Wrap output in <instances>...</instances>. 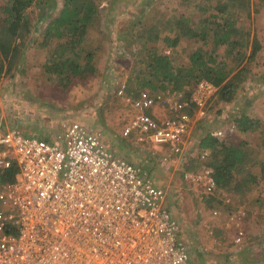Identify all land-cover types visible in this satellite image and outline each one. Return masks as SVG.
<instances>
[{
    "label": "built area",
    "instance_id": "obj_1",
    "mask_svg": "<svg viewBox=\"0 0 264 264\" xmlns=\"http://www.w3.org/2000/svg\"><path fill=\"white\" fill-rule=\"evenodd\" d=\"M125 88L114 89L131 111L123 136L164 147L179 160L196 153L190 137L208 116L217 86L197 81L190 89L197 108L190 113V101L177 99L182 93L142 89L131 98ZM60 128L47 138L0 127V167L18 169L13 180L0 181V264H192L166 190L142 167L108 150L98 130L78 121ZM195 173L184 177L212 193L211 169ZM228 264H264V257Z\"/></svg>",
    "mask_w": 264,
    "mask_h": 264
},
{
    "label": "rangeland",
    "instance_id": "obj_2",
    "mask_svg": "<svg viewBox=\"0 0 264 264\" xmlns=\"http://www.w3.org/2000/svg\"><path fill=\"white\" fill-rule=\"evenodd\" d=\"M55 1L60 6L61 0ZM188 1L190 4L186 6L189 7V11L186 14L197 16L196 6L199 7L201 0ZM248 1L251 2L250 19L246 20L236 12H228L227 15L236 18V23L250 24V36L252 38L253 35L258 39L260 49L251 61L250 68L245 72V77L239 82L233 99L224 102L214 96L208 103V116L196 122L190 140L192 139L193 143L198 142V138L203 133L218 129V125L225 132L228 127L226 124H230L232 119L240 117L241 114L260 120L261 125L247 132L233 131L235 137L243 138L252 147L253 151L248 154L249 164L246 167L251 166V172L255 173L259 171V166L258 164L252 166L251 163L258 161L259 157L264 159V140H262L264 139V0ZM171 2L174 4L177 0H100L99 4L103 9L101 22L87 31V48L91 45L90 48L94 51L93 61L96 70L85 79H76L66 90L53 89L49 82L41 80L36 70L38 55L36 51L34 53V47L30 46L27 50L29 53H26L29 58L24 55L21 61V66L28 67L29 76L16 74L13 78L0 79V127H18L29 134L32 132L48 134L53 128L56 131L52 134H56L63 122L78 121L98 130L106 141L111 142L109 139L112 136L117 137L120 142L115 140L118 144L111 143L118 149L125 150V147H130L131 144L122 143L121 140H124L122 124L131 111L125 101L115 95L114 89L124 82L127 83V88L132 87L128 83L131 77L134 78L133 85L136 86L135 76L141 66L138 63L140 59L138 55L144 54V49L139 36L132 37L136 31L132 34L128 26L133 24L131 21L138 16L139 11L144 9L149 10L144 17L150 13L163 14L166 15L164 21L168 20L171 15ZM255 8L258 10L256 11ZM210 12L211 9H208V13ZM240 12L244 14L243 9ZM41 23L39 31H35L37 34L42 33L45 27V23ZM141 27L137 32H143ZM150 27H155L157 32L155 33ZM143 28L145 34H149L148 38L157 37L158 31L160 32L158 25H148ZM170 28L167 26L162 33L174 34L173 31H169ZM191 42L187 40L176 64L188 65L187 55L190 52ZM168 48L170 47L164 49ZM221 49L223 47L219 48ZM171 53L170 48L168 54ZM221 53L218 52L217 57L224 59ZM227 60L230 65L235 64L234 58L229 56L226 57ZM113 78L115 85L111 84ZM153 79L155 78L151 76L149 80ZM194 84L193 80L183 89L185 90L186 87L191 89ZM175 92L171 90V93L176 95ZM185 92L187 91L180 92L183 95L179 99L187 100ZM218 110L221 112L218 113ZM158 112L163 114V108L158 109ZM192 142L189 145H192ZM139 150L141 154H146L144 157L148 160L152 158V161L142 168L158 186L166 190L167 200L172 195L175 201V210L173 206L171 208L173 213L176 211L179 218L176 217L182 221V235L188 244L192 264H228L236 259L248 262L263 259L264 181L242 190L219 189L214 194H206L204 187L200 184H192L193 181L184 177L185 172L196 174L195 172H202L206 167V159L195 158L197 153L187 161L182 159L172 161L170 158L162 162L165 156L159 152L152 153L150 149L139 148ZM124 155L128 156L127 151ZM148 165H151L150 169H147ZM174 201L172 200L173 204ZM240 230L243 232L238 240Z\"/></svg>",
    "mask_w": 264,
    "mask_h": 264
},
{
    "label": "trees",
    "instance_id": "obj_3",
    "mask_svg": "<svg viewBox=\"0 0 264 264\" xmlns=\"http://www.w3.org/2000/svg\"><path fill=\"white\" fill-rule=\"evenodd\" d=\"M99 3L100 0H61L58 6L55 0H1L0 79L13 78L16 74L27 75L28 67H22L21 61L29 53L27 50L30 46L34 47V53L36 51L38 55L36 70L41 80L49 82L53 89L66 90L76 79L92 75L96 65L91 45L87 48V31L101 22L103 9ZM250 3L248 0H201L199 7L196 6L198 15L194 17L186 14L189 1L177 0L174 4L171 2V15L166 21V15L150 13L152 16L149 14L144 17L149 10H140L128 30L132 34L136 31L132 37L139 36L144 54L138 55L141 66L135 76L136 86L133 85L132 77L128 79L132 87L127 88V83H123L128 96L137 97L144 88L151 89L149 91L152 93H165L170 89L176 91V96L181 91H187L184 95L190 101L191 108L186 111L190 113L197 108V104L190 99L189 87H186L188 90L183 88L193 80L196 83L205 79L217 86L209 102L214 96L224 102L231 101L239 82L245 77V72L260 49V42L253 35L251 38L250 24L236 23V18L229 17L227 13L236 12L246 20L250 19ZM208 9H211L210 13ZM241 9L244 14L240 12ZM41 22L45 23V27L42 33L37 34L35 31H39ZM148 25L160 27L157 37L148 38L149 34H145L143 28ZM167 26L171 27L169 31L174 34L162 33ZM140 27L142 33L137 32ZM150 29L157 32L155 27ZM187 40L192 41L187 55L188 65L180 66L176 62ZM165 47L172 49L171 55L165 52ZM220 47L223 49L219 50ZM220 51L224 59L217 57ZM229 56L234 58L235 64L230 65L226 61ZM26 57L29 58V55ZM244 61L246 63L243 64ZM151 76L155 79L149 80ZM114 82L115 79H111V84L115 85ZM177 99L180 100L178 96ZM226 125L228 127L221 137L206 131L195 143L198 155L207 151L206 166L212 169L217 188L242 190L264 181V159L259 157L260 161L252 162V166L258 164L259 171L251 172V166H246L249 164L247 157L253 151L252 147L243 138L238 139L233 135V131L247 132L261 125L260 120L241 114ZM198 155L195 158L198 159ZM17 170L14 164L9 168L0 167V181L13 180Z\"/></svg>",
    "mask_w": 264,
    "mask_h": 264
},
{
    "label": "crops",
    "instance_id": "obj_4",
    "mask_svg": "<svg viewBox=\"0 0 264 264\" xmlns=\"http://www.w3.org/2000/svg\"><path fill=\"white\" fill-rule=\"evenodd\" d=\"M126 121H127V119H126ZM126 121L122 124L123 125V129H124V127H125V125H126ZM91 128V127H90ZM91 129H93V128H91ZM123 129H122V131H123ZM52 131L49 133L48 132V134H45V133H33L32 132V134H35V135H37V136H39V137H47V138H51L54 134H52L54 131H56V129H51ZM93 130H96V129H93ZM58 132V131H57ZM27 134H29V133H27ZM31 133H30V135H32ZM122 136H123V134H122ZM124 137V140H121V142L122 143H124L125 142V144H126V142L128 143V144H131V146L129 147V146H127V147H125L124 149L125 150H121L120 148L118 149V147L117 146H115L114 144H112L111 142H113V143H117V142H120V140H118L117 139V137H115L114 136V138H113V136L109 139V140H111V142H109L108 140L106 141L105 139L103 140L104 141V143L106 144V147L108 148V150H110V151H112L113 153H115V154H117V155H121V156H123V157H126L127 159H128V157H130L128 160L129 161H131V162H133L134 164H136V165H139L140 167H144L145 168V166L147 165V163L149 162V161H152V158L150 159V160H148L146 157H144V156H146V154L144 155V154H141L140 153V150H139V148L140 149H145V150H147V149H150L151 150V152L152 153H154V152H159L161 155H164L165 157L163 158V161L162 162H165L167 159H172V161H174L173 159H177V160H179L180 158H179V156H174V154L173 155H171V154H168L167 155V153H166V151H165V149H164V147L163 148H160V147H158V146H154V145H147V144H140V143H138V142H136V140L134 139V137H132V136H123ZM115 140L117 141V142H115ZM118 144V143H117ZM195 145V144H194ZM132 146L134 147V148H132ZM197 150H198V148H197ZM126 151H127V153H128V156H125L124 154L126 153ZM206 152V155H207V151H205ZM209 154V153H208ZM198 155V154H197ZM131 156L133 157L132 159H131ZM146 158V159H145ZM190 159V158H189ZM188 159V160H189ZM204 159H206V157H204L202 160H204ZM151 168V165H148V168L147 169H150ZM143 169V168H142ZM204 169H211L210 167H204ZM144 170V169H143ZM145 171V170H144ZM160 171H161V169H160ZM146 172V171H145ZM211 172H212V169H211ZM158 174V173H157ZM212 175V174H211ZM150 177V176H149ZM151 178V177H150ZM152 179V178H151ZM186 181V180H185ZM158 182V181H157ZM186 183H187V181H186ZM192 184H195V183H193V182H191ZM217 190H219L218 188H217V186L215 187V190L212 192V194H214V192H216ZM173 197H172V195H171V197L169 196L168 197V200H167V204H168V207L169 208H171L172 206H173V209L175 210V201H174V199H172ZM172 200L174 201V204H173V202H172ZM171 202H172V205H171ZM172 209V208H171ZM172 212H173V210H172ZM174 214H175V216H177L178 217V215L176 214V211H174ZM179 218V217H178ZM181 220V219H180ZM180 222H182V221H180ZM183 239V238H182ZM186 241V240H185Z\"/></svg>",
    "mask_w": 264,
    "mask_h": 264
}]
</instances>
